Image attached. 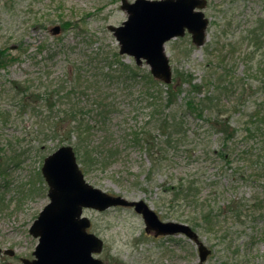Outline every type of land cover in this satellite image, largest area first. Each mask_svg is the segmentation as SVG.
Listing matches in <instances>:
<instances>
[{"label":"rangeland","instance_id":"rangeland-1","mask_svg":"<svg viewBox=\"0 0 264 264\" xmlns=\"http://www.w3.org/2000/svg\"><path fill=\"white\" fill-rule=\"evenodd\" d=\"M120 6V0H0V248L15 253L0 255V264L34 259L38 239L29 227L49 202L41 166L59 147L77 144L75 137L58 144L49 125L75 104L82 110L77 119L93 128L84 140L103 144L102 152L116 147L93 153L91 166L79 161L91 186L143 200L161 220L189 225L211 250L204 264H264V162L258 159L264 149V0H207L204 45L194 46L189 34L166 43L173 84L192 80L172 106L160 101L165 86L150 87L140 77L147 65L119 54L108 26L127 19ZM55 25L61 27L56 36L50 32ZM109 62L114 75L126 65L139 77L106 78ZM76 76L79 87L67 98ZM16 83L25 89L14 90ZM157 89L162 94L155 98ZM191 99L197 114L186 108ZM106 106L104 123L99 112ZM224 120L236 131L227 144ZM257 129L263 133H246ZM149 137L154 152L145 145ZM229 156L231 163L224 159ZM177 187L198 199L177 198ZM231 201L240 205L239 218L228 208ZM83 216L104 243L97 257L105 264H198L193 241L146 233L133 209H85Z\"/></svg>","mask_w":264,"mask_h":264},{"label":"water","instance_id":"water-1","mask_svg":"<svg viewBox=\"0 0 264 264\" xmlns=\"http://www.w3.org/2000/svg\"><path fill=\"white\" fill-rule=\"evenodd\" d=\"M121 8L128 18L119 27L108 29L117 39L120 55L134 57L137 65L143 60L151 75L165 84L172 82V69L165 54V42L183 36L185 29L193 35L197 46L205 39L207 20L201 11L205 0H121ZM60 27L51 32L58 34ZM42 173L49 186L50 203L41 211L30 227V234L39 237L33 261L23 264H104L93 255L102 251L103 242L87 233L90 222L82 217L83 208L103 211L112 206L133 207L141 214L146 232L155 236L184 234L198 246L199 264H203L210 250L197 234L185 224L162 222L144 201H128L93 188L84 180L71 147H61L44 160ZM2 250L0 248V254ZM12 256V250L3 251Z\"/></svg>","mask_w":264,"mask_h":264},{"label":"trees","instance_id":"trees-1","mask_svg":"<svg viewBox=\"0 0 264 264\" xmlns=\"http://www.w3.org/2000/svg\"><path fill=\"white\" fill-rule=\"evenodd\" d=\"M114 57H118V54L115 53ZM113 66H114L113 63H110V62L106 63V67L108 68V70H109L108 73L110 75H105L104 74V77L114 80L116 78H119L120 75H125V78H123V79L127 80V79H129V78H127V75H128L129 72L133 73V78L139 77V74L129 70L126 67V65L122 66L124 71L121 72V73H123V74H121L118 71V74L114 75V73H116L117 70H115L113 68ZM77 73L80 75L79 72H77ZM140 77L142 79L145 78L146 79V83L150 87H156L157 84H161V85L166 87V95H167L166 99L164 98V100H163V98L162 99L160 98L161 103L163 101L165 102V106L166 105L172 106L174 104V102H176L177 98L183 93L182 92L183 91L182 87H183L184 84L192 85V80L191 79H188V78L183 79V77L180 78V82L178 84L174 83V84H170V85H164V84L160 83L159 81L153 79L152 76L149 74V72H146V73L140 75ZM79 79L80 78H78L77 76L74 78V83L71 86L70 91L68 92V94L65 95V97L71 98L72 94L74 93L73 91H75L79 87V85H77V82L79 81ZM19 88H23V87L16 83L15 87H14V90L18 91ZM23 89H25V88H23ZM155 93H156V95L154 97L158 98L160 93L162 94V90L161 89H157V90H155ZM21 94L23 96L24 95H28L29 97H32L31 94H28L25 91H23ZM40 95H41V93H38V94L35 95V97H34L35 101L36 100H38V102L42 101V99L40 98ZM22 99L25 102H27V100L24 97H22ZM95 99L98 100V96H96ZM75 105L73 106L72 109L65 110V111L62 112V114L60 116H57L55 119H52V122L49 125V136H51L55 140H57L58 144H62L64 142H69L75 137L77 139V144H74L73 146L75 148V152L77 154L78 160L81 161L85 165L91 166V164L93 162H96L92 158L93 153L98 154V152H99L100 155H101L102 153H104L106 151H108V152L109 151L110 152L114 151L115 152L116 151V147H114L112 145L111 147H107L102 152V150H99V148L100 147L103 148L104 147L103 144L96 143V145L95 144L92 145V144H89L87 140H84L85 134H89L90 130H92L93 128H88L87 125L81 124V121L77 119L79 116L82 115V110L76 108L77 105L76 106ZM159 105H161V104H159ZM186 108H188L191 112H195L196 114L199 112L198 105L192 99L188 101V103L186 104ZM102 109H103V112H99V113H100V116H102V118H103V122L105 123V120L107 119L105 117V114H107V116H108V113H109L108 110L109 109L107 108V106L102 108ZM165 122H166V125L164 127H166V128L169 127L167 125L168 121H165ZM226 122H227V120H224L225 127H224L223 131L226 134V141L225 142L227 144L235 136L236 131L234 129H232L231 127H229L228 124H226ZM259 132L261 134L263 133L262 131H259V129H257L256 131H254V130H247L246 131V133L249 134V136H251V137H254V134L259 133ZM75 134H76V136H75ZM154 142H155V140H150V137L149 138H145V145L147 147H149V148H147L148 151H151V152L153 151L154 152V149L156 147ZM165 143L168 144V145L171 143V136H166ZM259 153H260L261 156L258 159L262 160L261 163H263L264 162V149L263 150L260 149ZM224 159L227 162L231 163V156H229L227 159L224 157ZM39 175H40V173H39ZM174 190H177V192L180 194V195L179 194H175V196L177 198H179L181 196L182 199L185 202L187 200H193L194 201V200L198 199V198H196L195 193H192L190 189L184 190V192H182L181 188L177 187V188H174ZM197 197H198V195H197ZM230 203L233 204V206L231 208V211H234V213L238 214L240 212V205H238V203L235 202V201H231ZM229 209H230V207H229ZM211 213H212V210H211ZM237 216L239 218L240 214H238ZM208 218H210V213H208V214H206L204 216V219L207 220Z\"/></svg>","mask_w":264,"mask_h":264},{"label":"flooded vegetation","instance_id":"flooded-vegetation-1","mask_svg":"<svg viewBox=\"0 0 264 264\" xmlns=\"http://www.w3.org/2000/svg\"><path fill=\"white\" fill-rule=\"evenodd\" d=\"M89 228H90V227H89ZM88 230H89V229H88ZM88 230H87V231H88Z\"/></svg>","mask_w":264,"mask_h":264}]
</instances>
